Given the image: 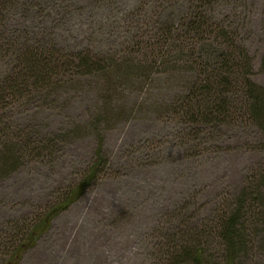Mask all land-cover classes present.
<instances>
[{"label":"rangeland","instance_id":"1","mask_svg":"<svg viewBox=\"0 0 264 264\" xmlns=\"http://www.w3.org/2000/svg\"><path fill=\"white\" fill-rule=\"evenodd\" d=\"M14 3L0 34V80L15 63L10 42L20 49L15 54L27 45L63 56L98 48L102 57L139 55L145 63L127 75H79L16 103L14 115H28L56 145L0 179V264L11 260L20 237L12 225H32L80 179L99 133L104 160L98 179L12 264H179L171 258L179 242L169 235L175 225L189 239L198 234L210 261L222 256L207 239L220 210L252 188L264 204V125L249 115L215 127L195 124L186 95L209 75L204 48L215 23L245 48L250 79L264 89V0ZM198 9L205 33H188L184 23ZM164 40L168 46L160 45ZM263 228L252 229L258 239ZM258 239L242 254L245 264H264Z\"/></svg>","mask_w":264,"mask_h":264},{"label":"trees","instance_id":"2","mask_svg":"<svg viewBox=\"0 0 264 264\" xmlns=\"http://www.w3.org/2000/svg\"><path fill=\"white\" fill-rule=\"evenodd\" d=\"M28 2L30 0H26V3ZM14 4V0H0V34L7 27L8 8ZM201 15H203L201 9L192 11V15L184 23L186 32L205 33L201 27ZM215 24V28L209 32L210 37L204 48L207 56L205 65L209 68V75L198 78L191 84L186 95L190 102V104L188 102V114L195 124L205 122L212 127L226 120L243 119L245 115L256 117L264 125V89L250 79L252 74L250 58L245 48L238 47L230 38L224 26ZM9 36L8 39L13 41V36ZM169 42L164 40L160 45L168 46ZM9 45L13 48L10 55L15 63L0 80V179L19 168V165L28 158L43 155V152L51 151L56 145L55 139L50 137V132L35 125L28 115L21 117L14 115L16 103L26 100L32 94L45 93L62 81L71 83L81 77L79 75L96 72L112 76L120 73L127 75V72H132L145 63L139 61L141 57L139 55L131 56L128 61L116 56L102 57L98 48L86 51L71 50L70 56L66 54L63 56V53L46 49L45 46L32 45H27L23 51L15 54V45L12 42ZM3 46L0 38V50ZM16 49L20 50L19 47ZM238 49L240 52H237ZM159 56H164V53ZM149 61L154 62V58ZM260 70L264 73V48L260 59ZM97 139L93 161L87 166L80 179L45 207L43 214L32 225H26L24 228L18 227L17 224L12 225L10 231H17L20 237L14 247L11 260H6L5 264L18 262L25 251L33 247L37 239L49 229L52 219L77 201L98 179L104 160L100 133ZM245 190L248 191L247 188ZM252 191L254 188L249 194L243 192L236 202L222 208L213 223V234L208 232L207 239L218 244L222 258L210 261L198 234L195 240L189 239L182 233L185 229L177 225L171 231L173 233L169 234L174 239L176 236L179 241L178 245L175 244L171 248L173 249L171 258L179 264H245L248 257L241 260L242 254H248L258 239L252 229L259 227L260 224L264 227V204L255 197L256 194L253 195ZM259 239L264 243L262 233ZM262 253L264 256V250Z\"/></svg>","mask_w":264,"mask_h":264}]
</instances>
